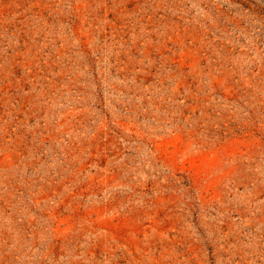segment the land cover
Returning <instances> with one entry per match:
<instances>
[{"label":"rangeland","instance_id":"rangeland-1","mask_svg":"<svg viewBox=\"0 0 264 264\" xmlns=\"http://www.w3.org/2000/svg\"><path fill=\"white\" fill-rule=\"evenodd\" d=\"M0 264H264V0H0Z\"/></svg>","mask_w":264,"mask_h":264}]
</instances>
